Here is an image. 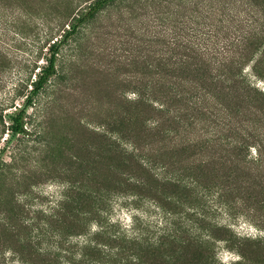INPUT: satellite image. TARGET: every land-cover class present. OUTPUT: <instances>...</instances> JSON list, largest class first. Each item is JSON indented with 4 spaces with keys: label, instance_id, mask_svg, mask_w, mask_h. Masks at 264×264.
<instances>
[{
    "label": "rangeland",
    "instance_id": "rangeland-1",
    "mask_svg": "<svg viewBox=\"0 0 264 264\" xmlns=\"http://www.w3.org/2000/svg\"><path fill=\"white\" fill-rule=\"evenodd\" d=\"M94 1L0 0V264H264V0H115L32 96Z\"/></svg>",
    "mask_w": 264,
    "mask_h": 264
},
{
    "label": "trees",
    "instance_id": "trees-1",
    "mask_svg": "<svg viewBox=\"0 0 264 264\" xmlns=\"http://www.w3.org/2000/svg\"><path fill=\"white\" fill-rule=\"evenodd\" d=\"M114 1L115 0H95L89 6L88 10L84 12V14L80 15L78 18H75L74 21L69 24L68 29L64 31L61 39L58 42H54L52 45H50L49 48L50 53H49V58L47 59V65L41 69V71L37 74V78L32 83L33 86L31 90L32 96L39 94L40 91L46 85V83L49 81V79L56 74L55 66H56L57 54L59 52L60 46L66 43L73 36H75L82 25L92 20L101 10H103L107 5H109ZM249 49L252 51V54L247 58L240 57L235 61H230L233 62V64H235V67L237 68V73L235 75L239 77H241V71L243 70L244 66L248 64V62L254 61L253 63L254 69L259 64L264 65V43H259V42L251 43L249 45ZM256 56L258 57L257 59L254 60V57ZM207 61H209L211 64L218 63V65L222 67H226L224 62L222 61L218 62V59L215 58H208ZM25 113H26L25 108H22L8 116L10 125L8 126L7 130L9 131L11 137L26 133L23 122ZM101 230H103L102 226H101Z\"/></svg>",
    "mask_w": 264,
    "mask_h": 264
}]
</instances>
